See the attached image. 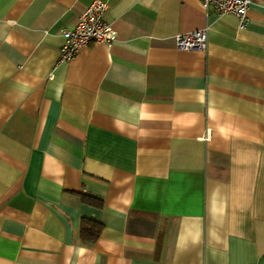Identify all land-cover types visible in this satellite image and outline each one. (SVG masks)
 Returning <instances> with one entry per match:
<instances>
[{
    "label": "crops",
    "instance_id": "1",
    "mask_svg": "<svg viewBox=\"0 0 264 264\" xmlns=\"http://www.w3.org/2000/svg\"><path fill=\"white\" fill-rule=\"evenodd\" d=\"M93 1L0 0V264H264V0H99L115 42L59 62Z\"/></svg>",
    "mask_w": 264,
    "mask_h": 264
},
{
    "label": "built area",
    "instance_id": "2",
    "mask_svg": "<svg viewBox=\"0 0 264 264\" xmlns=\"http://www.w3.org/2000/svg\"><path fill=\"white\" fill-rule=\"evenodd\" d=\"M255 0H200L205 12L217 16L233 15L243 27L246 21L248 6ZM107 5L99 0H94L80 14L76 24L60 33L62 43L59 48V62H69L83 49L101 44L110 48L117 38L116 32L106 22L105 14ZM175 48L178 51L205 52L207 47V27L180 34L174 38Z\"/></svg>",
    "mask_w": 264,
    "mask_h": 264
},
{
    "label": "trees",
    "instance_id": "3",
    "mask_svg": "<svg viewBox=\"0 0 264 264\" xmlns=\"http://www.w3.org/2000/svg\"><path fill=\"white\" fill-rule=\"evenodd\" d=\"M82 198L86 200L85 197ZM92 204L95 206H100L101 201L97 199H92ZM79 230L81 239L91 243L97 239L101 231V225L94 221L82 220Z\"/></svg>",
    "mask_w": 264,
    "mask_h": 264
}]
</instances>
